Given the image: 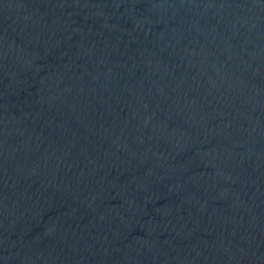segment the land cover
Returning <instances> with one entry per match:
<instances>
[{"label":"water","instance_id":"obj_1","mask_svg":"<svg viewBox=\"0 0 264 264\" xmlns=\"http://www.w3.org/2000/svg\"><path fill=\"white\" fill-rule=\"evenodd\" d=\"M0 264H264V0H0Z\"/></svg>","mask_w":264,"mask_h":264}]
</instances>
